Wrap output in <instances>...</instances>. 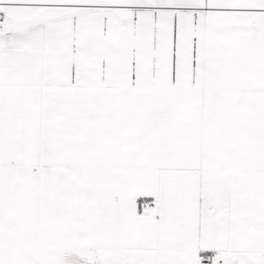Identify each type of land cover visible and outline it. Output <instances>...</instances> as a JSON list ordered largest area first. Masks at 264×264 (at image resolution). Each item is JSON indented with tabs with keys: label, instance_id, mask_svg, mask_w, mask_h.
I'll return each mask as SVG.
<instances>
[{
	"label": "crops",
	"instance_id": "1",
	"mask_svg": "<svg viewBox=\"0 0 264 264\" xmlns=\"http://www.w3.org/2000/svg\"><path fill=\"white\" fill-rule=\"evenodd\" d=\"M0 12V264H54L68 242L100 264H264V0Z\"/></svg>",
	"mask_w": 264,
	"mask_h": 264
},
{
	"label": "flooded vegetation",
	"instance_id": "2",
	"mask_svg": "<svg viewBox=\"0 0 264 264\" xmlns=\"http://www.w3.org/2000/svg\"><path fill=\"white\" fill-rule=\"evenodd\" d=\"M132 11H128V16L131 14ZM130 17V16H129ZM4 15L0 12V25H2V23H4ZM34 23L37 22V20H34L33 21ZM5 32H8L5 31ZM6 41V40H5ZM4 42V44H9L10 45V41H7V42ZM13 42V41H12ZM50 139H49V135L46 134L44 132V139H43V142H42V145L40 146V149L37 151L38 153L46 148H49L50 150L54 147L56 148V144H52L50 145ZM106 191H108V193L110 192H114V188L112 187H109V188H104V189H100V192L101 193H105ZM118 193L115 194L113 196V198L115 200H122L118 197ZM111 194V193H110ZM88 243H93L95 244V250L94 251H80V245L81 244H87V243H79L78 245H74V244H71L70 242L66 243L63 247H61L60 249L57 250L56 252V255L54 256L53 258V262L54 264H66L68 260H74V259H77L76 261L77 262H84V263H87V264H90L94 259L97 253H98V250L96 249L97 248V243L95 242H88ZM68 245V246H66ZM60 252V254H59ZM96 254V255H95Z\"/></svg>",
	"mask_w": 264,
	"mask_h": 264
},
{
	"label": "rangeland",
	"instance_id": "3",
	"mask_svg": "<svg viewBox=\"0 0 264 264\" xmlns=\"http://www.w3.org/2000/svg\"><path fill=\"white\" fill-rule=\"evenodd\" d=\"M34 13L32 10L22 11L21 15H19V20H24L23 17L31 15ZM13 19L7 18L5 20V26H8ZM34 31H38V29H34ZM263 135V134H262ZM156 254L149 255L148 258L146 254L143 253H134V252H117L105 254V261L103 264H147V262L151 263L154 260V256ZM77 259L68 260L66 264H87L84 262H77ZM90 264H100L99 259H94Z\"/></svg>",
	"mask_w": 264,
	"mask_h": 264
},
{
	"label": "trees",
	"instance_id": "4",
	"mask_svg": "<svg viewBox=\"0 0 264 264\" xmlns=\"http://www.w3.org/2000/svg\"><path fill=\"white\" fill-rule=\"evenodd\" d=\"M205 192H206L205 194L209 193L208 190H205ZM118 197L122 200H125V199H127V194L125 192H119ZM140 205H141V201H140ZM94 245L95 244H93V243L81 244L80 245V251H88V252L94 251L95 250ZM66 246H68V245H66ZM59 254H60V252H59ZM201 255H202V261L205 262V261H207V256L210 255V252H202Z\"/></svg>",
	"mask_w": 264,
	"mask_h": 264
}]
</instances>
